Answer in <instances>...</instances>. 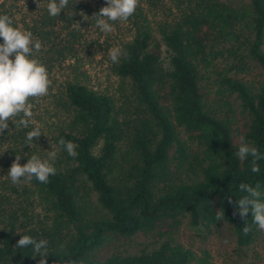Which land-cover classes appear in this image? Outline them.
<instances>
[{
	"label": "trees",
	"instance_id": "trees-1",
	"mask_svg": "<svg viewBox=\"0 0 264 264\" xmlns=\"http://www.w3.org/2000/svg\"><path fill=\"white\" fill-rule=\"evenodd\" d=\"M239 1L140 0L127 22L114 25L130 31L117 42L130 58L114 64L115 33L101 32L93 17L106 0H69L55 18L49 0L40 8L36 0H0V15L42 42L37 58L52 81L49 94L33 101L34 123L9 122L0 134V264H38L31 247L15 248L21 235L49 241L48 264H217L173 233L183 216L207 231L220 209L237 248L254 240L260 229L251 211L247 221L233 215L229 198L245 195L240 183L264 186V159L253 173L251 157L235 155L241 136L264 155V0ZM96 53L106 75L127 86L110 92L92 84L87 64ZM252 63L258 75L244 79L239 73ZM33 127L43 135L30 147ZM61 138L79 155L61 149L50 183H11L16 155L21 164L33 154L47 158L45 149L58 148ZM153 230L162 239L150 250L96 253L111 235Z\"/></svg>",
	"mask_w": 264,
	"mask_h": 264
},
{
	"label": "clouds",
	"instance_id": "clouds-1",
	"mask_svg": "<svg viewBox=\"0 0 264 264\" xmlns=\"http://www.w3.org/2000/svg\"><path fill=\"white\" fill-rule=\"evenodd\" d=\"M38 8L41 6V0H36ZM140 0H106V6L100 8L99 12L94 14L95 26L103 33H112L115 31L116 22H127L132 17ZM69 5V0H49L47 11L50 17H58ZM75 15V13H74ZM85 20H88L84 16ZM0 134L9 129V122L15 125V128H28L34 116V103L49 94L52 84L47 66L37 57L42 49V42L36 38L30 31H22L14 26L13 19L8 15H0ZM109 58L112 63H120L121 58L129 59V54L120 47H114L109 50ZM10 132V131H9ZM39 127L26 133V144L31 147L34 138L38 140L42 136ZM58 148H52L47 151V158H41L37 154L31 155L27 163L21 164V156L16 155L8 174L6 175L13 185H19L22 182H31L33 179L40 183H50V177L57 174V168L54 162L57 159L58 152L63 149L69 156L76 158L77 145L72 141H66L61 138L58 141ZM238 151L235 155L241 162L250 160V169L253 173L260 172L259 161L264 159L259 149L246 142L243 136L240 137ZM239 190L245 193L238 201H232L236 211L233 215H239L242 220L247 221L249 212L252 213V220L258 229L264 230V186L257 183L252 186L247 183H240ZM216 220H223L222 209L215 215ZM251 227L247 224L243 227L244 235L251 232ZM32 248V257H40L38 264H48L49 241L47 239H36L30 235H21L15 248ZM63 248V246H61ZM65 264H78L77 260L71 258L65 261ZM82 264V262H79Z\"/></svg>",
	"mask_w": 264,
	"mask_h": 264
},
{
	"label": "rangeland",
	"instance_id": "rangeland-1",
	"mask_svg": "<svg viewBox=\"0 0 264 264\" xmlns=\"http://www.w3.org/2000/svg\"><path fill=\"white\" fill-rule=\"evenodd\" d=\"M228 1L234 5H239L240 3L239 0ZM114 33L115 37L112 38V41L115 45H111L112 47L109 49L117 47L118 40L130 37V31L125 26H121ZM93 57L92 61L87 64L90 81L98 88L101 85L103 88L107 87L110 92H116L115 90L120 86L119 84L122 83V80L116 75H106V61L105 59L101 60L100 53L94 54ZM258 71L259 67L252 63L247 73L241 72L239 75L244 79H250L253 76H257ZM126 81L122 83L123 86H127ZM205 90L208 91L209 88L205 87ZM209 97L210 94L208 95ZM51 119L54 118L51 117ZM47 151H51V149L48 147L44 152L47 154ZM89 196L93 206L98 211L99 205L97 204L95 192L92 191ZM173 236L195 252H199L201 248L207 249L210 252L212 260L217 264H264V230H260L251 243L237 248L235 234L229 223L218 220L207 231H202L190 226L188 217L183 216ZM161 239L157 230L146 233L139 231L129 238L111 235L98 247L96 253L100 257H104L112 252L132 253L150 250L156 247Z\"/></svg>",
	"mask_w": 264,
	"mask_h": 264
}]
</instances>
